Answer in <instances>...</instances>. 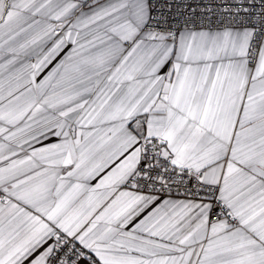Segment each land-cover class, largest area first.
Returning <instances> with one entry per match:
<instances>
[{
  "label": "snow or ice",
  "instance_id": "obj_1",
  "mask_svg": "<svg viewBox=\"0 0 264 264\" xmlns=\"http://www.w3.org/2000/svg\"><path fill=\"white\" fill-rule=\"evenodd\" d=\"M0 264H264V0H0Z\"/></svg>",
  "mask_w": 264,
  "mask_h": 264
}]
</instances>
